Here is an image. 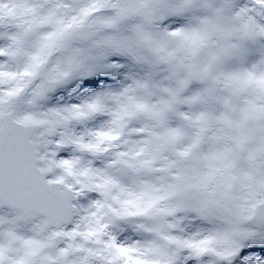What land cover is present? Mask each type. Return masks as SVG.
<instances>
[{
    "label": "snow or ice",
    "instance_id": "1",
    "mask_svg": "<svg viewBox=\"0 0 264 264\" xmlns=\"http://www.w3.org/2000/svg\"><path fill=\"white\" fill-rule=\"evenodd\" d=\"M0 264H264V0H0Z\"/></svg>",
    "mask_w": 264,
    "mask_h": 264
}]
</instances>
